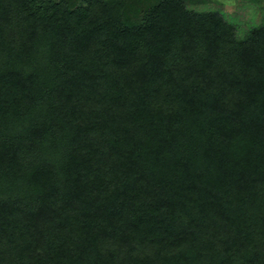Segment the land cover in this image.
<instances>
[{
	"label": "trees",
	"instance_id": "1",
	"mask_svg": "<svg viewBox=\"0 0 264 264\" xmlns=\"http://www.w3.org/2000/svg\"><path fill=\"white\" fill-rule=\"evenodd\" d=\"M152 3L0 0V264H264V26Z\"/></svg>",
	"mask_w": 264,
	"mask_h": 264
},
{
	"label": "rangeland",
	"instance_id": "2",
	"mask_svg": "<svg viewBox=\"0 0 264 264\" xmlns=\"http://www.w3.org/2000/svg\"><path fill=\"white\" fill-rule=\"evenodd\" d=\"M132 6L130 21L138 22L154 0H126ZM189 9L218 12L237 29L242 37L253 27L264 26V0H183ZM134 10L138 12L134 13Z\"/></svg>",
	"mask_w": 264,
	"mask_h": 264
}]
</instances>
